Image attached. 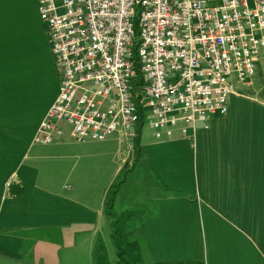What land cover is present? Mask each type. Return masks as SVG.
<instances>
[{"label":"crops","instance_id":"obj_1","mask_svg":"<svg viewBox=\"0 0 264 264\" xmlns=\"http://www.w3.org/2000/svg\"><path fill=\"white\" fill-rule=\"evenodd\" d=\"M42 23L38 0H0V264H90L108 224L106 193L133 165V141L122 132L81 142L66 128L53 143L35 142L60 87ZM12 31L38 41L43 73L31 60L25 73L10 51L2 56ZM229 103L195 136L142 132L140 179L149 183L132 203L154 205L138 229L148 262L264 264V48L252 84L237 83ZM115 142L113 156L99 158Z\"/></svg>","mask_w":264,"mask_h":264},{"label":"built area","instance_id":"obj_2","mask_svg":"<svg viewBox=\"0 0 264 264\" xmlns=\"http://www.w3.org/2000/svg\"><path fill=\"white\" fill-rule=\"evenodd\" d=\"M60 73L35 141L66 128L77 141L122 133L144 117L156 139L228 113L264 48V0H38Z\"/></svg>","mask_w":264,"mask_h":264},{"label":"trees","instance_id":"obj_3","mask_svg":"<svg viewBox=\"0 0 264 264\" xmlns=\"http://www.w3.org/2000/svg\"><path fill=\"white\" fill-rule=\"evenodd\" d=\"M143 125L144 117L141 115L137 126V134L132 140L135 158H140V142ZM125 166L128 165L126 164ZM124 168L108 188L105 197V212L111 218V238L116 250V259H111L107 246L102 241L103 239L99 238L93 249L94 264H205L203 261L148 262L146 260V242L139 236L138 228L143 225L145 218L153 213L154 205L147 204L143 209L126 208L119 213L113 211L119 186L123 182L120 176ZM163 187L167 192H170V189L166 185H163ZM175 194L183 195L185 193L175 190Z\"/></svg>","mask_w":264,"mask_h":264},{"label":"rangeland","instance_id":"obj_4","mask_svg":"<svg viewBox=\"0 0 264 264\" xmlns=\"http://www.w3.org/2000/svg\"><path fill=\"white\" fill-rule=\"evenodd\" d=\"M250 2L252 5V0H250ZM42 25H43V32H45V37L47 40L44 42L43 35L40 32V41L44 45V58L48 59L51 56V58L54 62V65H55V70L57 71V74L59 76V80H61L60 73H59L58 67H57V62H56L55 56L53 54L52 46L50 43L48 28L44 22L42 23ZM11 38H13V47H12V49H8L7 51L3 52L2 56H5L7 54V52L10 51L13 53L15 61L24 67L25 73H28L31 70V68L28 64L29 60L36 63L34 71H36L37 73H43L44 70L40 64L42 61V51L40 49V45H39L38 41L34 38L26 39L25 41H22L19 38V34H17L14 31H12V33H11ZM142 132H143V135L145 138L151 136V128L148 124V120H146L145 124L143 125ZM34 139H35V137H34ZM127 139L128 138H126V140ZM128 140L132 142L133 139H128ZM116 143L117 142H115V146L109 145V146L105 147V150H107V154L100 155L99 158L105 159V158L112 157L113 156L112 151L115 150ZM22 147H23V145H19V151H21ZM133 161H134V163L132 166H130V167L125 166V168H124V170L120 176V179L123 182L119 186V190L117 192L118 194L116 196L114 207H113V211H115L117 213L121 212L122 210H124L126 208L141 209L140 206L134 205V203H132V201L133 200L137 201V202L140 201V187H141V185L147 186L146 184L149 183L148 178L145 179L146 184L143 183L142 180L140 179V165H139L140 160H139V158L138 157L135 158L133 156ZM129 172H132L133 174H131L129 176L128 175ZM140 181H141V183H140ZM11 183H12V181L8 182V187H10ZM107 219H108L107 220L108 224L105 226V228L102 231L103 235L101 238L103 240L102 239L101 240L107 246V249L109 251L111 259L115 260L116 259V252L115 251L116 250H115V246L113 244L112 238H111V222H110L111 218L109 217V215H107ZM92 257L90 260V264H94Z\"/></svg>","mask_w":264,"mask_h":264}]
</instances>
